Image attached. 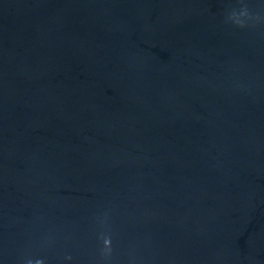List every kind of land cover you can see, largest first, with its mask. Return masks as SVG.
Wrapping results in <instances>:
<instances>
[{
    "label": "water",
    "instance_id": "water-1",
    "mask_svg": "<svg viewBox=\"0 0 264 264\" xmlns=\"http://www.w3.org/2000/svg\"><path fill=\"white\" fill-rule=\"evenodd\" d=\"M40 262L264 264V0H0V264Z\"/></svg>",
    "mask_w": 264,
    "mask_h": 264
},
{
    "label": "clouds",
    "instance_id": "clouds-1",
    "mask_svg": "<svg viewBox=\"0 0 264 264\" xmlns=\"http://www.w3.org/2000/svg\"><path fill=\"white\" fill-rule=\"evenodd\" d=\"M103 239V244H104V252L105 254H110L112 250V240L110 237L104 236L102 237ZM42 264V262H40Z\"/></svg>",
    "mask_w": 264,
    "mask_h": 264
}]
</instances>
